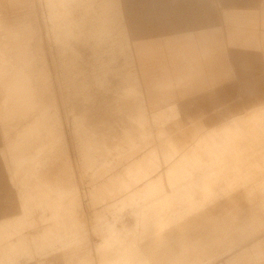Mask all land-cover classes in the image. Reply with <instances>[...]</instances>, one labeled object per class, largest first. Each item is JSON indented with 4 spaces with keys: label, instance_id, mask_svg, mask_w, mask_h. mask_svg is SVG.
I'll use <instances>...</instances> for the list:
<instances>
[{
    "label": "rangeland",
    "instance_id": "374dc122",
    "mask_svg": "<svg viewBox=\"0 0 264 264\" xmlns=\"http://www.w3.org/2000/svg\"><path fill=\"white\" fill-rule=\"evenodd\" d=\"M183 1H161V13L175 12ZM69 4L0 0V149L6 145L0 224L7 226L0 257L10 256L0 264H232L240 258L264 264V209L249 206L251 191L244 188L255 184L221 182L229 175L248 179L256 168L218 166L255 159V148L263 146L264 52L232 48L230 86L180 99L179 121L173 107L144 124L131 118L144 107L141 97L118 96L124 63L118 53L100 85L92 48L76 44L81 75L77 70L73 77H80L74 83L82 95L71 88L57 50L72 30ZM247 108L243 118H233L231 139L215 134L183 143L195 126L217 127ZM49 109L58 118H49ZM58 128L64 142L52 169L61 179L70 166L73 182L65 189L49 180V142L57 143ZM256 182H264L262 173ZM21 239H27L24 249H10ZM54 255L67 258L50 263Z\"/></svg>",
    "mask_w": 264,
    "mask_h": 264
},
{
    "label": "crops",
    "instance_id": "0c3cea01",
    "mask_svg": "<svg viewBox=\"0 0 264 264\" xmlns=\"http://www.w3.org/2000/svg\"><path fill=\"white\" fill-rule=\"evenodd\" d=\"M161 1L163 0H70L68 15L72 30L68 31L69 33L66 32L64 46L57 50L60 57L66 58L62 67L68 74L67 79L71 81V88L78 87L79 95H82L83 88L74 83L80 77L78 79L73 77L77 70L79 76L81 75L80 55L75 48L76 44L84 43L92 48L94 62L99 70L93 75V79L100 85L106 80L107 73L113 71L110 65L115 62V56L118 53L124 61L120 74L123 86L119 89L118 96L122 99L141 97L144 103V107L139 106L138 115L129 117L142 120L146 124L148 120L151 122L164 114H169V110L175 107L179 116L177 121H179L180 99L198 92H205L217 85H231L226 81L231 79L232 48L254 49L263 54L264 2L260 5L258 0H184L181 7L177 4L175 12L171 10V12L161 13ZM156 3L160 8L156 6ZM221 5L222 7H219ZM232 5L239 7L233 9ZM150 6L158 9L152 10ZM219 10H221L220 13ZM137 35L143 39H134L133 44L131 36ZM103 54L110 55L109 59L103 60ZM35 56L38 61L41 60L40 52H35ZM235 62L238 65L243 64L241 60ZM257 90L259 91L260 88ZM146 106L151 110L150 118H147L144 113L147 110ZM248 109L239 115H230L217 127L204 129L203 126H195L188 131V136L183 143L191 140L197 142L205 136L215 134L231 139L233 118H243ZM50 113L49 109V118H58L56 111L53 116ZM177 126L180 127V124ZM57 131L59 132L55 133L54 138H57V143L49 142L54 151L53 157L50 156L48 161L51 167L49 180L53 177L55 182L58 180L65 189L73 182L70 166L68 165L66 169L67 174L64 170L62 171L61 179L59 175L57 179L59 171L52 169L57 159L56 148L64 142L62 141L63 133L59 128ZM262 139L264 141V138ZM3 145L0 152L6 150L5 143ZM224 150L231 149L228 150L225 146ZM255 154L256 158L251 159L253 162L244 159L236 164L222 163L218 166L256 168L250 171L248 179H243L240 175L237 178H231L229 175L230 179L224 178L221 182L232 183L242 180L251 182L253 180L254 186L252 183L244 186L251 191L247 201L251 208L261 206L264 209V182L260 184L256 182L257 174L264 175V142L262 147L255 148ZM1 156L3 155L0 154ZM215 163L221 162L215 161ZM241 171L242 169H239V174ZM44 184H47L44 187L51 189L48 183L44 182ZM0 191H4L2 185ZM5 195L8 194L5 193ZM7 225L8 228L12 227L8 223ZM6 227L5 222L0 224V239ZM26 243L27 239H21L17 244L11 245L10 249H24ZM261 249L264 255V242L261 244ZM5 256L10 258L9 253L3 255L0 257V263L6 260ZM66 258V255H54L49 262H63ZM244 261V258H240L231 263L255 264L250 259L247 262ZM104 262L112 263L111 260H99L101 264Z\"/></svg>",
    "mask_w": 264,
    "mask_h": 264
},
{
    "label": "bare ground",
    "instance_id": "6f19581e",
    "mask_svg": "<svg viewBox=\"0 0 264 264\" xmlns=\"http://www.w3.org/2000/svg\"><path fill=\"white\" fill-rule=\"evenodd\" d=\"M251 114H257V108H255V107H252L251 108ZM264 110V109H263ZM262 170V169H261ZM254 171V170H253ZM258 172V171H257ZM260 172V171H259ZM256 173V172H255ZM151 175V174H150ZM253 175V174H252ZM163 176V175H162ZM164 177V176H163ZM166 177V176H165ZM142 180V179H141ZM245 181V180H244ZM255 181V180H254ZM200 182V181H199ZM249 182V181H248ZM252 182H253V180H252ZM150 183V182H149ZM246 183H247V181H246ZM191 184V183H190ZM248 186V185H247ZM256 187V186H255ZM194 188V187H193ZM217 189V188H216ZM221 192V191H220ZM126 196V195H125ZM219 201V200H218ZM124 203V202H123ZM228 203V202H227ZM204 209V208H203ZM182 221H185V219H183ZM208 245H206V247H207ZM202 247V246H201ZM205 248V247H204ZM203 250V249H202ZM201 251V250H200ZM202 252H204V251H202ZM197 253H198V251H197ZM200 254V253H199ZM206 254V253H205ZM156 256V255H155ZM198 256H200V255H198ZM198 256H197V258H198ZM204 256V255H203ZM200 257H202V256H200ZM200 259V258H199ZM204 259V258H203ZM200 261H201V259H200ZM195 262H197L196 261V258H195ZM194 263V262H193ZM198 264H200V263H198Z\"/></svg>",
    "mask_w": 264,
    "mask_h": 264
}]
</instances>
